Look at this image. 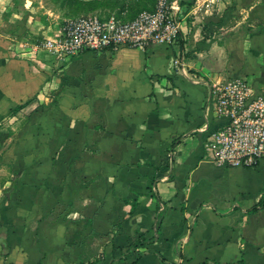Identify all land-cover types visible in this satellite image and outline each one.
Listing matches in <instances>:
<instances>
[{
    "label": "crops",
    "instance_id": "crops-1",
    "mask_svg": "<svg viewBox=\"0 0 264 264\" xmlns=\"http://www.w3.org/2000/svg\"><path fill=\"white\" fill-rule=\"evenodd\" d=\"M131 1L104 16L134 18ZM12 3L0 0V264H264V206L250 212L264 159L226 167L206 149L213 84L264 93V0H181L179 47L57 63L14 43Z\"/></svg>",
    "mask_w": 264,
    "mask_h": 264
},
{
    "label": "built area",
    "instance_id": "built-area-1",
    "mask_svg": "<svg viewBox=\"0 0 264 264\" xmlns=\"http://www.w3.org/2000/svg\"><path fill=\"white\" fill-rule=\"evenodd\" d=\"M181 0H157L155 9L129 20L116 16H80L62 32L29 49L32 57L63 62L85 51L145 49L151 44L180 46ZM183 65L180 60L175 61ZM209 104L220 123L210 129L206 149L218 165L253 167L264 159V93L253 89L246 78H230L212 85Z\"/></svg>",
    "mask_w": 264,
    "mask_h": 264
},
{
    "label": "rangeland",
    "instance_id": "rangeland-1",
    "mask_svg": "<svg viewBox=\"0 0 264 264\" xmlns=\"http://www.w3.org/2000/svg\"><path fill=\"white\" fill-rule=\"evenodd\" d=\"M152 1H154L153 9H155L157 0H133L131 2H134V6L136 3H142V6L137 5L138 10L142 12L153 10L148 7ZM24 3L25 0H13L8 12L20 13L21 19L13 17L7 28L12 34L11 38L14 43L21 42L23 44V51L27 53H30L29 49L32 45L39 44L44 39L57 37L69 20L80 16L108 18L109 16H104V14H109L106 8L112 7V0H38L28 6L24 5ZM30 15L37 16L38 19L34 26H32L31 31L28 29L24 31L25 27L20 25V22H25L26 19H29ZM28 31L31 33L30 36L28 35Z\"/></svg>",
    "mask_w": 264,
    "mask_h": 264
},
{
    "label": "trees",
    "instance_id": "trees-1",
    "mask_svg": "<svg viewBox=\"0 0 264 264\" xmlns=\"http://www.w3.org/2000/svg\"><path fill=\"white\" fill-rule=\"evenodd\" d=\"M86 1H95V0H86ZM139 14V13H138ZM25 104L23 105H19L17 106L13 112H17L18 110H20L21 108L24 107ZM264 206V203L263 202H260L258 205L254 206L253 208H251L250 212H256L257 210H259L261 207Z\"/></svg>",
    "mask_w": 264,
    "mask_h": 264
},
{
    "label": "water",
    "instance_id": "water-1",
    "mask_svg": "<svg viewBox=\"0 0 264 264\" xmlns=\"http://www.w3.org/2000/svg\"><path fill=\"white\" fill-rule=\"evenodd\" d=\"M6 194H7V196H10V192H7Z\"/></svg>",
    "mask_w": 264,
    "mask_h": 264
}]
</instances>
